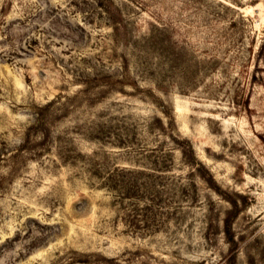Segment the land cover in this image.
Returning <instances> with one entry per match:
<instances>
[{"label":"rangeland","instance_id":"rangeland-1","mask_svg":"<svg viewBox=\"0 0 264 264\" xmlns=\"http://www.w3.org/2000/svg\"><path fill=\"white\" fill-rule=\"evenodd\" d=\"M0 264H264V0H0Z\"/></svg>","mask_w":264,"mask_h":264},{"label":"trees","instance_id":"trees-1","mask_svg":"<svg viewBox=\"0 0 264 264\" xmlns=\"http://www.w3.org/2000/svg\"><path fill=\"white\" fill-rule=\"evenodd\" d=\"M230 224V221L228 222V225Z\"/></svg>","mask_w":264,"mask_h":264}]
</instances>
